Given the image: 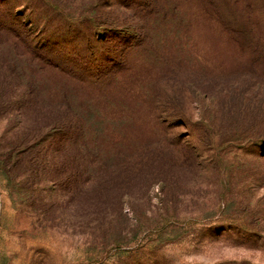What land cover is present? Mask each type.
<instances>
[{"label": "trees", "instance_id": "obj_1", "mask_svg": "<svg viewBox=\"0 0 264 264\" xmlns=\"http://www.w3.org/2000/svg\"><path fill=\"white\" fill-rule=\"evenodd\" d=\"M45 1L14 14L13 1L0 0V112L20 122L1 160L10 174L46 169L72 174L77 193L91 186L147 193L165 185L166 168L184 152L202 165L207 150L196 132L204 117L193 123L188 101L214 93L221 75L201 69L209 54L190 43L192 31L226 37L249 66L264 65V0H188L181 18H169L167 0H80L78 16L66 14L75 3ZM41 6L56 12L36 13ZM171 38L177 49L167 48ZM20 49L30 55L24 71L15 63ZM134 55L143 57L137 69ZM124 76L125 96L108 97L105 81ZM172 123L192 129L193 141L173 140ZM147 125L153 139L142 136ZM87 178L95 181L84 188Z\"/></svg>", "mask_w": 264, "mask_h": 264}, {"label": "rangeland", "instance_id": "obj_2", "mask_svg": "<svg viewBox=\"0 0 264 264\" xmlns=\"http://www.w3.org/2000/svg\"><path fill=\"white\" fill-rule=\"evenodd\" d=\"M12 1L14 14L46 2ZM66 1L75 3L66 14L78 16L80 0ZM187 1L167 0L169 18L189 15ZM192 33L190 43L209 54L201 69L221 75L214 93H203L200 104L188 101L193 123L204 117L196 132L207 150L202 165L184 152L182 163L166 168L165 185L158 181L147 193L125 186L77 193L72 174L7 173L1 160L20 122L0 112V264H264V65L249 66L226 37ZM173 45L171 38L167 48ZM27 55L18 50L19 71ZM142 58L134 55L130 67L139 68ZM129 82L128 76L121 85L107 79V96L121 100ZM170 126L173 140L193 141L192 129ZM147 127L143 138L156 137ZM84 181L85 188L95 180Z\"/></svg>", "mask_w": 264, "mask_h": 264}]
</instances>
